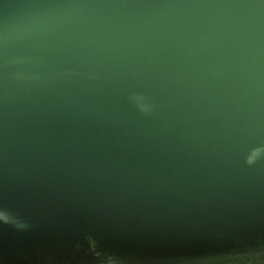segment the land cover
Returning a JSON list of instances; mask_svg holds the SVG:
<instances>
[{
	"label": "water",
	"instance_id": "water-1",
	"mask_svg": "<svg viewBox=\"0 0 264 264\" xmlns=\"http://www.w3.org/2000/svg\"><path fill=\"white\" fill-rule=\"evenodd\" d=\"M260 146L264 0H0V264H264Z\"/></svg>",
	"mask_w": 264,
	"mask_h": 264
},
{
	"label": "clouds",
	"instance_id": "clouds-1",
	"mask_svg": "<svg viewBox=\"0 0 264 264\" xmlns=\"http://www.w3.org/2000/svg\"><path fill=\"white\" fill-rule=\"evenodd\" d=\"M138 107L144 111L149 112L151 110V105L146 102V98L143 96H135L134 97ZM264 158V146L255 147L250 150V152L246 156V164L249 166L255 165L257 161ZM0 221L4 223H11L18 229H26L29 227V224L25 221L20 220L19 218L12 215L7 210H0ZM88 243L90 245V251L95 252L97 242L92 237H87ZM97 257H100L99 252H95ZM97 264H123L119 258L115 256H108L107 258H101L97 261ZM250 264H259L257 261H250Z\"/></svg>",
	"mask_w": 264,
	"mask_h": 264
}]
</instances>
